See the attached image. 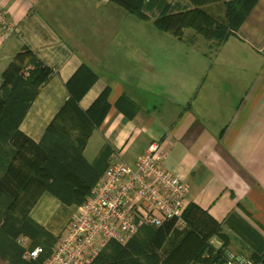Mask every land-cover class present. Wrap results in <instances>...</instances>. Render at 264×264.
I'll use <instances>...</instances> for the list:
<instances>
[{"label":"crops","instance_id":"1","mask_svg":"<svg viewBox=\"0 0 264 264\" xmlns=\"http://www.w3.org/2000/svg\"><path fill=\"white\" fill-rule=\"evenodd\" d=\"M0 7L13 28L0 34V84L24 49L52 71L18 126L22 134L41 142L68 98L65 83L85 65L97 79L78 108L87 111L107 89L109 109L83 158L104 169L114 152L132 164L158 142L164 170L187 185L185 209L193 205L214 221L226 249L248 259L264 252V0L218 48L189 29L182 40L156 36L161 10H191L188 0H145L147 20L129 24L108 0H0ZM204 9L223 18L221 2ZM200 43L210 57L198 52ZM76 207L43 193L28 216L57 242ZM208 244L223 245L216 236Z\"/></svg>","mask_w":264,"mask_h":264},{"label":"trees","instance_id":"2","mask_svg":"<svg viewBox=\"0 0 264 264\" xmlns=\"http://www.w3.org/2000/svg\"><path fill=\"white\" fill-rule=\"evenodd\" d=\"M258 0H188L193 9L169 14L164 7L152 24L177 40L189 29L218 48L235 33ZM127 14L146 21L142 13L145 0H108ZM221 2L223 18L215 19L204 6ZM191 41V40H190ZM52 75L29 50L14 57L0 84V239L13 242L16 255L11 264H40L51 252L55 239L28 216L39 196L48 193L62 205L78 206L106 169H98L82 156L91 131L99 126L109 109L105 89L90 108L82 112L78 102L96 81V75L81 65L65 83L68 98L47 127L40 143H34L18 126L40 87ZM135 109L124 97L118 100ZM131 115V114H130ZM182 230L172 223L161 228L142 227L125 244L110 242L92 264H221L228 239L217 224L197 207L188 206ZM30 241L29 249L42 253L33 262L22 260L18 237ZM211 236L223 245L215 250L208 244ZM3 254V251H1ZM252 264H264V252L249 257ZM16 260V262L14 261Z\"/></svg>","mask_w":264,"mask_h":264},{"label":"built area","instance_id":"3","mask_svg":"<svg viewBox=\"0 0 264 264\" xmlns=\"http://www.w3.org/2000/svg\"><path fill=\"white\" fill-rule=\"evenodd\" d=\"M13 28L0 7V34ZM165 152L158 142L148 145L132 164L114 152L103 174L71 215L64 233L40 264H92L110 242L125 245L142 227L158 229L172 223L182 230L187 185L163 168ZM22 260L35 261L40 247L29 249L26 237L16 239ZM221 264H252L228 249Z\"/></svg>","mask_w":264,"mask_h":264},{"label":"rangeland","instance_id":"4","mask_svg":"<svg viewBox=\"0 0 264 264\" xmlns=\"http://www.w3.org/2000/svg\"><path fill=\"white\" fill-rule=\"evenodd\" d=\"M117 7V6H116ZM119 8V7H118ZM124 13V12H123ZM125 14V13H124ZM127 16L126 21L129 24V22H137L136 19L134 17H129ZM156 36L159 37V40H168L170 37V35L164 34V33H159L155 30ZM200 38V41L203 40L204 42H208L206 39L202 38L201 36H198ZM202 42V41H201ZM198 52H202L206 53L205 55H208L209 57L211 56L212 52L209 53V49L202 43L198 44ZM211 51V50H210ZM231 74H235V71H230ZM252 74V73H251ZM248 75V78H253V75ZM79 206V205H78ZM56 243V242H55ZM55 243L53 244V246L55 245ZM53 246L51 247V249L53 248ZM1 251H3V254L1 253ZM16 246L14 245L13 242L10 241H4L3 239H0V264H11V258H13L16 255ZM16 262V260H14ZM17 263V262H16ZM14 263V264H16Z\"/></svg>","mask_w":264,"mask_h":264}]
</instances>
